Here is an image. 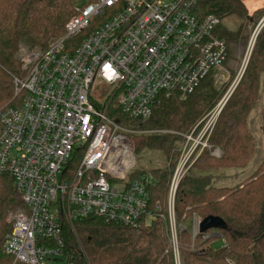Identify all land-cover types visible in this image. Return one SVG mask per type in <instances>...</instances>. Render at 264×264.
<instances>
[{"label":"built area","instance_id":"1","mask_svg":"<svg viewBox=\"0 0 264 264\" xmlns=\"http://www.w3.org/2000/svg\"><path fill=\"white\" fill-rule=\"evenodd\" d=\"M195 5L196 0L77 4L64 33L46 49L20 46L24 73L13 77V98L21 93L20 99L0 108V174L12 178L21 202L7 213L11 229L3 243L14 263L79 264L81 254L64 227L89 215L135 231L160 219L178 251L183 224L176 223L175 192L195 148L180 150L165 207L151 204L149 186L156 179L145 171L134 174L127 129L110 113L146 119L166 100L184 99L210 72L222 70L228 44L215 34L222 19L195 12ZM263 25L264 16L256 31ZM97 87L106 90L95 94ZM200 220L194 218L193 236Z\"/></svg>","mask_w":264,"mask_h":264},{"label":"trees","instance_id":"2","mask_svg":"<svg viewBox=\"0 0 264 264\" xmlns=\"http://www.w3.org/2000/svg\"><path fill=\"white\" fill-rule=\"evenodd\" d=\"M75 1L0 0V108L18 103L20 99L21 93L13 98V77L21 76L20 63L14 57L18 42L45 48L52 37L64 33L66 22L75 13ZM81 1L86 4L95 0ZM260 10L263 13L264 8ZM194 11L212 13L221 19L233 14L240 21L244 17L241 0H196ZM236 28L227 29L221 22L215 34L228 44L239 37L242 25ZM85 34L86 31L66 43H78ZM227 51L229 55V47ZM213 75L210 72L184 99L174 95L166 100L146 119L118 115L117 109L116 114L110 115L118 116L121 124L124 118L147 128L189 130L219 99ZM261 75H264V29L258 32L244 75L222 107L208 139L212 148L221 147L222 155L215 157L208 149L201 152L190 173L182 179L174 206L178 222L193 215L200 218L215 215L225 221L227 228L215 229V232L209 229L192 236L183 225L179 233L180 264H264V156L245 179L248 182L218 186L214 174L218 169H242L253 155L255 142L246 122L259 91ZM262 123L264 134V118ZM176 139L172 133L133 136V151L137 158L147 150L169 159L175 155ZM141 171L145 170L137 166L134 173ZM151 173L156 183L149 186L150 203L163 207L171 172L166 168H153ZM20 204L12 178L0 174V264H16L13 257L5 253L3 243L11 229L6 214ZM64 235L81 254L79 264H176L169 227L160 219L150 225L142 224L134 231L129 226L106 223L99 216L89 215L78 218L73 225L66 224ZM217 237L223 239L224 245L212 249L210 244ZM78 242L81 244L77 245Z\"/></svg>","mask_w":264,"mask_h":264},{"label":"rangeland","instance_id":"3","mask_svg":"<svg viewBox=\"0 0 264 264\" xmlns=\"http://www.w3.org/2000/svg\"><path fill=\"white\" fill-rule=\"evenodd\" d=\"M81 0H76L74 5L82 4ZM241 5L243 7V19L240 21L236 15H228L222 19V25L226 27L227 29H233L238 28L239 25H242V30L238 38L234 39L233 41L228 42L229 47V55L226 62L223 64L222 70L218 71V69L215 70V75H213V85L215 87L216 92L218 93V101L213 105L211 109H209L202 117L201 119L189 130L179 132L172 129H157V128H147L143 127L144 124H135L131 123L130 121H124L123 118L122 125L127 129V136L131 142V146L133 149V143H132V137L133 136H145V135H151V134H165V133H172L177 136L176 141L174 142V148L173 151L175 152V155L170 157L169 159H166L160 155L159 152L155 151H147L143 150L139 154V158L135 156L136 160V166L134 170H136L137 166L138 168H143L145 172L151 173V169L153 168H166L167 171H170L171 173L168 176L167 181V189L165 198L162 202L163 208L165 207L166 201H167V192H168V186H169V179L175 169V166L177 164V160L180 154V150L186 146V148L193 149V151L189 162L187 163V167L185 168L183 175L179 181L177 190L175 192V201L176 197L179 191L180 183L184 176H186L188 173H190L191 169L193 168V165L196 161V159L199 157L201 152L205 149L210 150V154L215 157H220L223 153L221 147H215L212 148L211 145L208 142L209 137L211 136V133L213 131L215 122L221 112L222 107L226 103L227 99L231 95V93L235 90L238 82L241 80L242 76L244 75L246 66L248 64V61L250 59V55L256 40V37L258 35V32H260L262 29H264V25L261 26L256 31V28L258 27V24L261 20V18L264 16V11L259 9L250 10L246 7L243 0H241ZM264 8L263 6H260ZM251 18V19H250ZM253 18V21H252ZM236 28V29H237ZM256 31V33H255ZM87 32V31H86ZM59 36L52 37L45 48H42L39 45L35 46H29L27 43L25 44V41H19L17 50L15 52L14 57L16 60L20 63L21 68V75L24 73V70L22 68L23 62L20 59V53L21 50L19 49L21 45H27L32 48H38V49H46L48 45L56 40ZM77 43V42H72ZM71 43H67L66 47H69ZM23 49V48H22ZM101 89V94H103V90H106L103 87H97L95 89V94H98L99 90ZM112 106V105H111ZM119 115V114H118ZM264 116V75H261L259 79V91L256 97V100L253 104V107L250 109L248 117H247V128L249 129L254 142V152L249 160V163L246 167L242 169H236V168H230V169H218L214 171V174L217 175L216 177V185L218 186H233L239 182L246 181L254 170L258 167L259 163L263 159L264 156V134H263V117ZM190 136L191 139H188L187 137ZM206 143V146L205 144ZM197 144V145H196ZM134 153V151H133ZM174 163V165L171 167V164ZM135 174V173H134ZM152 174V173H151ZM153 175V174H152ZM154 176V175H153ZM248 182V181H246ZM156 183V182H155ZM175 206V203H174ZM194 218L199 219L200 216H192L191 218H187L184 221L178 222L176 215V223L177 225L183 224L188 231L191 232V235L193 236V226H194ZM181 219H184V215L181 216ZM6 222L10 224L11 222L7 218L6 214ZM150 223V221H148ZM135 231V230H134ZM216 230L213 229L212 232H215ZM138 234V232H135ZM180 230L178 229L177 234V247H180V236H179ZM77 245H80L81 243H76ZM224 245L223 239L220 237H217L215 240H213L210 244V247L212 249H217ZM193 248V247H191ZM176 264H180V258H179V251H176Z\"/></svg>","mask_w":264,"mask_h":264},{"label":"water","instance_id":"4","mask_svg":"<svg viewBox=\"0 0 264 264\" xmlns=\"http://www.w3.org/2000/svg\"><path fill=\"white\" fill-rule=\"evenodd\" d=\"M226 228L227 225L221 217L215 215H207L201 218V220L198 222L197 230L194 233V236L197 233H201L209 229H226Z\"/></svg>","mask_w":264,"mask_h":264},{"label":"bare ground","instance_id":"5","mask_svg":"<svg viewBox=\"0 0 264 264\" xmlns=\"http://www.w3.org/2000/svg\"><path fill=\"white\" fill-rule=\"evenodd\" d=\"M246 7L250 10H255L264 5V0H244Z\"/></svg>","mask_w":264,"mask_h":264},{"label":"crops","instance_id":"6","mask_svg":"<svg viewBox=\"0 0 264 264\" xmlns=\"http://www.w3.org/2000/svg\"><path fill=\"white\" fill-rule=\"evenodd\" d=\"M259 8H262V7H259ZM258 9V8H257Z\"/></svg>","mask_w":264,"mask_h":264}]
</instances>
